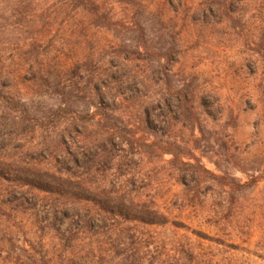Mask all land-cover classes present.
I'll list each match as a JSON object with an SVG mask.
<instances>
[{
	"label": "rangeland",
	"instance_id": "obj_1",
	"mask_svg": "<svg viewBox=\"0 0 264 264\" xmlns=\"http://www.w3.org/2000/svg\"><path fill=\"white\" fill-rule=\"evenodd\" d=\"M94 1L0 0V264H264V0ZM89 149L92 200L27 184Z\"/></svg>",
	"mask_w": 264,
	"mask_h": 264
},
{
	"label": "trees",
	"instance_id": "obj_2",
	"mask_svg": "<svg viewBox=\"0 0 264 264\" xmlns=\"http://www.w3.org/2000/svg\"><path fill=\"white\" fill-rule=\"evenodd\" d=\"M74 7H81L87 10V12H97L95 1L94 0H74ZM117 137L120 140V143L126 142L132 144L133 141L128 137L125 133L120 132L110 136L108 138V142L111 144L114 138ZM172 153V151L168 148L163 149V153ZM173 156L170 159V163L173 166L178 167L179 163L177 161V154L172 153ZM83 159L81 164L78 163L76 159H74V163L78 168L82 169V172L78 175H72V173H64L61 174L60 169L57 173L50 172L48 170L41 169H32L31 172L34 173L33 178L27 181V184L32 185L33 187L44 191L49 194H59L64 196H69L74 202H82L92 200L95 197L96 187L95 184V176L94 173L101 171L104 173L106 170L111 169L108 164L111 162V159L103 158L101 159L94 150L86 151L82 153ZM107 165V166H106ZM191 169L196 168L195 165H189ZM100 190L104 194V198L102 199L101 204L102 207H108L112 204L113 208L116 210H121V212H125L124 217L133 220H140L146 223H158L160 220L157 217V212L151 208V206L147 202H139L135 201L133 194H131L132 189H124L125 186H119L115 189V185H111L110 188H106L105 186L99 187ZM128 188V187H127ZM109 194V195H108ZM114 196V197H111ZM110 208V206H109ZM108 211V209H105ZM111 212V210L109 211ZM120 214V215H123ZM92 218L86 220L85 224H78L79 230L85 229L86 225H91ZM67 240L69 239L64 235Z\"/></svg>",
	"mask_w": 264,
	"mask_h": 264
}]
</instances>
